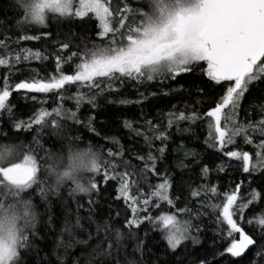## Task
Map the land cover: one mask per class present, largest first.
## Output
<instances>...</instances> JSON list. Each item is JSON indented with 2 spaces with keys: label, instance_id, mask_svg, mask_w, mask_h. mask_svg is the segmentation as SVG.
<instances>
[{
  "label": "snow or ice",
  "instance_id": "snow-or-ice-1",
  "mask_svg": "<svg viewBox=\"0 0 264 264\" xmlns=\"http://www.w3.org/2000/svg\"><path fill=\"white\" fill-rule=\"evenodd\" d=\"M15 4L23 20L17 21V29L22 34L13 43L40 40L42 35L52 52L25 47L13 49L10 37L0 39V66L9 73L0 87V114L12 117L10 97L13 91L20 93L23 90L25 98L29 93L53 94L54 102L58 99L61 103L50 111L40 108L28 121H14L17 133L31 131L37 126L31 144L18 143L14 136H9L7 141L0 140V264H26L25 255L36 250L34 239L38 237V216L41 214L33 203L31 190L48 203L50 195L58 196L61 188L69 183L72 185L68 193L70 197L75 199L79 194L88 198L89 220L98 198L107 190L101 188V183L107 186L110 181H115L118 185L115 199L122 200L125 205L123 228L128 232L120 227L113 228L109 220L103 225L97 224V235L101 232L105 235L93 249L94 259L110 258L111 264H144V239L134 230L145 222L151 225V230L160 232L173 253L182 246L186 248L187 241L200 244L199 236L193 234L194 229L199 233V226L193 225L191 218L147 214L152 207L160 208L161 203L175 207L171 196L172 179L157 168L166 149H156L158 156L152 152L153 140L163 142L168 139L165 132L157 131L151 120L145 123L152 136L133 129L131 121L123 122L125 128L143 136L149 149L146 155L135 156V160L143 161L141 167L124 158L125 150L115 137L110 141L117 150L109 149L107 158L92 146H77L80 138L66 135L65 122L81 123L77 115L81 105L87 102L95 106V95L114 91L117 83H141L158 77L174 80L199 65L208 79L219 86L220 99L203 116L196 112L190 115L168 113V128L180 121L195 122L207 118L205 143L210 148L230 160L239 161L243 173L264 172V103L258 106L259 120H239L246 94L259 86L257 82L264 84V0H135L136 6H133V0H118L115 6L113 0H15ZM50 17L87 18L85 23L94 19L101 42L91 46L83 41L74 44L76 37L70 33L63 34V37L51 31H44L41 35L27 34L25 26L48 29ZM50 58L54 61L51 69L45 63ZM32 61L40 62L41 68H28V75L20 82H11L12 75L23 71L16 65ZM65 65L70 66V74L66 73ZM73 85L77 89L75 96H66V86ZM84 88L89 92L98 89L99 92L87 95L81 91ZM65 99L75 100L76 111L63 107ZM119 103L129 102L120 100ZM253 107L257 105L253 104ZM89 127L95 131L91 120ZM48 128L65 142L66 153L44 148L40 132ZM250 133H259L260 141L254 143L255 137ZM3 136L8 134L0 131V137ZM237 138L252 145L256 149L254 155L230 148L238 145ZM188 155L190 153L186 152L185 157ZM224 170L223 164L217 168V171ZM209 171L207 166L201 169L205 179ZM97 176H101V180H97ZM150 177H158L161 182L153 184ZM241 186L236 184L231 191L222 194L215 185H200L190 191L192 198L207 197L201 202L202 207L212 209L218 226H227L226 230L218 228L217 234L224 243L219 250L212 252L215 264H264V212L247 221L248 225L255 224L260 228L258 234L254 230L246 231L239 222L244 219L245 210L264 197L253 189L245 200L239 195ZM221 195V201L213 202L212 198ZM76 203L78 208L85 207L78 200ZM190 211L186 207L178 209L185 215H190ZM120 215L118 211L116 216ZM80 220L78 213L75 224L66 222L63 231L71 234L72 227L81 226ZM47 225L52 227L50 212ZM126 238L134 241L133 255L139 254L141 259L120 258L122 241ZM89 239H92L91 233ZM60 246L62 241L57 242V247ZM252 253L258 257L255 261ZM57 259L64 264L62 258ZM199 264H210V261L205 257Z\"/></svg>",
  "mask_w": 264,
  "mask_h": 264
},
{
  "label": "trees",
  "instance_id": "trees-1",
  "mask_svg": "<svg viewBox=\"0 0 264 264\" xmlns=\"http://www.w3.org/2000/svg\"><path fill=\"white\" fill-rule=\"evenodd\" d=\"M118 0H113L114 6ZM133 6L135 0H133ZM23 20L19 9L15 4V0H0V39L10 37L9 43L13 49L18 47L32 48L33 50H47L52 52V48L45 42V38L41 35L44 31H51L54 34L70 33L76 37L74 44L100 43L98 36L97 22L93 19L89 23L84 20L76 19H54L49 18L48 29H42L39 26H25L27 34L41 35L40 40L20 41L19 44L13 43L22 33L17 29V21ZM83 47V44H81ZM49 69L54 65L53 59L45 62ZM66 73H71L69 65H65ZM206 68V65H203ZM17 69L23 70L12 75L11 82H20V80L28 75L26 69L41 68L38 61H32L28 64L16 65ZM8 70L0 66V87H2L3 78L8 76ZM254 87L246 99L242 103L240 109V122H251L259 120L261 114L259 105L264 103V84ZM66 96H75L76 86H66ZM62 92L64 90H61ZM87 95H94L99 92L98 89L89 92L87 88L81 89ZM35 96L37 99H32ZM25 98L23 90L20 93L13 91L10 97V103L13 108V115L9 117L6 113L0 114V131L7 133L8 136L0 137V140L7 141L9 136H14L16 142L31 144L33 137L37 134V126L33 130H21L16 132L14 121H28L40 108L51 110L53 107L59 106L61 101L53 98V94H27ZM44 99L45 103L40 101ZM220 99L219 86L208 79L201 66H196L195 70L183 74L176 79L157 78L153 81H144L136 83L129 81L125 84L117 83L114 85V91H105L102 94L95 95V106L87 102L83 103L79 108L77 115L81 121L75 124L72 121H66V135L79 137L76 142L79 147L92 146L95 150L102 152L107 158V151L117 150V146L111 143L110 138L119 139L120 144L125 150V159H131L134 164L143 166V161L135 160L136 155H146L149 151L144 142L143 136H137L134 131H130L123 126L125 120L132 122L133 129H139L140 132L152 136L146 121L151 120L157 131H163L168 136L166 141L153 140L152 152L159 155L156 149L165 147L164 159L159 160L157 168L161 174L171 177L173 187L171 196L175 202V207H171L165 203H161L160 208L152 207L150 212L153 216L160 214H174L181 219H192L193 225L199 226V233L193 230L194 235H198L200 244L193 245L191 241L185 242L187 247L182 246L173 253L167 248L166 241L162 238L160 232L151 230V225L145 222L137 230L139 237L144 239V264H199L200 259L207 258L210 264L213 261L212 252L214 249L219 250L224 241L217 234L218 228L227 229L226 225L218 226L216 223V214L210 208L202 207L201 202L208 198L201 196L192 198L190 191L200 185H215L220 193L231 191L236 184H241L240 196L245 200L249 198V193L254 189L261 193L264 197V172H255L252 175L243 173L239 168V161L230 160L222 153L216 152L205 143L207 139V127L205 119H197L195 122L190 120L180 121L168 128V113L184 112L190 115L193 112L203 116L208 110L215 106ZM120 100H127L129 103L121 104ZM63 107L76 111L74 99H65ZM253 104L257 107H253ZM227 111V110H226ZM95 129L92 131L89 127ZM255 137L254 143L260 141L259 133H250ZM238 145L229 146L232 149L248 151L250 154L255 153L256 149L249 144H245L241 138H237ZM40 141L44 148L48 151H67L65 142L54 135L50 128L40 132ZM190 153L185 157V153ZM255 158V157H254ZM181 164L183 166H181ZM225 165L224 171H217L219 165ZM207 166L210 171L205 179L201 169ZM97 180H101V176H97ZM150 182L155 184L161 182L158 177H150ZM118 185L115 181H110L107 186L101 183V188L106 187V191L98 198V203L94 205V211L91 213L92 219L88 211V198L83 195H77L75 199L68 195L72 185L66 184L60 194L50 195L49 202L41 200L39 194L35 190H31L30 194L33 203L36 205L38 216L37 232L38 237L34 239L36 250L29 251L24 259L26 264H60L57 257L63 259L64 264H111L110 258L94 259L93 249L96 243L100 241L105 233L101 232L97 235V224L103 225L104 221L109 220L110 224L120 227L125 233L127 229L123 228L125 216L123 214L125 205L122 200H116L115 188ZM147 188V185L143 186ZM179 197V199H176ZM213 202H219L223 196L212 198ZM84 204L85 207L78 208L76 201ZM190 209V215L178 212L181 208ZM46 208L48 211L46 212ZM121 212L120 216H116L117 212ZM48 212L52 216V227L47 225ZM264 212V200L258 201L245 210L244 219L239 221L246 231L253 230L258 234L260 228L248 225L247 221L253 216ZM81 216L80 227H72L71 234L63 231L65 223L74 225L76 216ZM200 213V215H197ZM239 215V214H238ZM111 218V219H110ZM145 232L148 233L145 236ZM91 233L92 239H89ZM62 241V246L57 247V242ZM86 242V243H85ZM135 243L131 238L122 241L119 256L121 259L125 257L128 260L141 259L139 254L133 255ZM115 254V250H114ZM247 255V254H246ZM253 261L258 259L255 253L251 254ZM219 258V257H217ZM226 264V262H225ZM247 264V262H245Z\"/></svg>",
  "mask_w": 264,
  "mask_h": 264
}]
</instances>
